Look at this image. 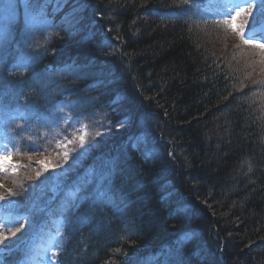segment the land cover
<instances>
[{
    "label": "trees",
    "instance_id": "trees-1",
    "mask_svg": "<svg viewBox=\"0 0 264 264\" xmlns=\"http://www.w3.org/2000/svg\"><path fill=\"white\" fill-rule=\"evenodd\" d=\"M74 1L79 7L64 18L53 13L37 67L67 65L59 94L129 120L161 158L125 151L117 161L123 189L109 179L112 206L102 215L87 211L84 233L93 246L76 264H129L191 234L178 248L180 264H264L262 78L212 55L194 21L172 18L183 0ZM115 77L121 85L110 95Z\"/></svg>",
    "mask_w": 264,
    "mask_h": 264
},
{
    "label": "rangeland",
    "instance_id": "rangeland-1",
    "mask_svg": "<svg viewBox=\"0 0 264 264\" xmlns=\"http://www.w3.org/2000/svg\"><path fill=\"white\" fill-rule=\"evenodd\" d=\"M26 5H28V0L25 1ZM68 2H70L68 6ZM47 4L48 11H54V12H60L62 11V16L60 18H64V13L70 11V7L77 6L79 7V4H77L74 0H32L30 1V4L28 5V8L26 10L25 17L29 16V12L34 15H39V7H43V5ZM73 11V10H72ZM16 9L8 8L5 11V14L11 15L13 14L15 20L17 21V15H16ZM47 13V11H46ZM200 31L203 37V41L207 44V48H209L210 53L214 55L215 57H222L226 61H235L237 64L244 69L245 72H248L251 74V76H254L257 79L262 78V71L264 70V56H261L259 53L253 50H249L250 48L246 45L242 44L240 42V37L237 35V33H231L227 32L219 33L218 30L212 31L206 27L199 26ZM9 38V35L7 33H2L0 35L1 42L6 41ZM239 38V39H238ZM33 41H36L34 37H26L25 44H29ZM45 43L48 44V37L45 38ZM222 45H225L227 48L222 49ZM27 56H37L42 57L47 51V49H42L40 43H36V50H33L31 48H24ZM40 51V52H38ZM21 62V60H19ZM58 66H55L57 70L54 73L55 77H61L62 75H71L70 72L67 71L66 68H62L63 66H60V64H57ZM252 68V69H250ZM106 77L108 75L106 74ZM115 82L121 85V79L119 77H115L111 83L113 84V88H110V95L112 92H115L114 89L118 88L119 86ZM110 83V84H111ZM117 94V92H116ZM116 100H120L121 95H116ZM123 98V97H122ZM70 102V101H69ZM67 107L66 109H64ZM55 115H59V119L56 120L53 123L52 127V143H53V152L43 151L41 153L34 152L33 153V161L30 160V158L26 157V161L28 162L29 166H34V170L40 171L41 173H48L50 169L46 168L44 165H42L40 162H46V163H53L54 161L58 160L60 161L62 158V155H64V152H67V158L64 157V160L69 161V158L72 157L74 161H79V159H83L85 155L93 152L96 150L95 144L98 145H104L106 146L109 142L112 140L119 142L123 138V134L125 132V129H127V126L121 123L113 124L111 119H109L108 116L102 115L100 112L90 115L93 116L92 118L88 116H77L73 112L69 110L68 105H62L59 104V106L56 107L54 110ZM76 117V119H75ZM113 118H117V114L113 116ZM217 120V119H216ZM97 133H99L97 135ZM81 135H84L85 137V144L83 147L79 145V137ZM69 141H73L72 143H69ZM147 142L140 143L139 146H132L130 150L137 155L144 154L146 156H156V160L154 162H161V158L158 154H155L157 152L153 147L148 148L146 147ZM178 146H180V143H178ZM117 161H121V159L125 160L127 159V154L124 150H119L114 152V155L112 156ZM152 157L146 158L145 160L142 159L145 163H149L152 160ZM160 158V159H159ZM196 154L194 158H192V161H195ZM176 160V159H174ZM70 162V161H69ZM153 162V163H154ZM178 164V170L177 173L181 175V173H185L187 170L186 163H183L182 158L177 160ZM176 163V161H175ZM181 163V164H180ZM64 164V163H60ZM144 165V164H143ZM179 165H182L180 168ZM109 163L104 165V168H108ZM143 167V166H142ZM141 167V169H142ZM21 171V170H20ZM52 171V170H51ZM122 171V170H121ZM67 172H64L63 175H66ZM50 174V173H49ZM177 176V175H175ZM38 178H44V174H41L38 176ZM157 179H159L157 177ZM37 182V179L35 181L29 180L28 181V189L31 188L35 183ZM128 194V193H127ZM130 194V193H129ZM34 207L36 209H34ZM39 205H33V210L30 212L31 216L36 217L37 214L43 212L45 209L43 208L40 210ZM191 237V235H190ZM192 240V239H191ZM180 264V262L178 263Z\"/></svg>",
    "mask_w": 264,
    "mask_h": 264
},
{
    "label": "snow or ice",
    "instance_id": "snow-or-ice-1",
    "mask_svg": "<svg viewBox=\"0 0 264 264\" xmlns=\"http://www.w3.org/2000/svg\"><path fill=\"white\" fill-rule=\"evenodd\" d=\"M183 3L184 4H189L190 0H183ZM27 7H28V5H26V8ZM256 7H257L256 0H247L246 7H241L240 5H236L235 9H234V14H232L231 12L226 14V18L223 19L222 23L227 25V27L231 31L237 32V34L240 36V38H241V40L243 41L244 44L250 45V46H253V47H257V48H260V49L264 50V43H260L255 35H253L252 37H247L246 36L243 24H241V25H234L233 24V21L236 19V17L240 16L241 13H243L246 16H251L252 10L254 8H256ZM260 7L262 9H264V3H261ZM29 18L30 19H35V17L31 15V13L29 14ZM220 22L221 21H218V23H220ZM109 31H111V29H109ZM260 39H264V37H261ZM98 134L99 133H97V135ZM72 142L73 141H69V143H72ZM84 144H85V137H84V135H81L79 137V145L81 147H83ZM8 155H11V153H8L7 149H5L4 152H0V171L6 170V169H15L17 167V165L9 162L6 159V156H8ZM67 155H68V153L64 152L65 158H67ZM40 163L42 165H44L45 167L47 166L46 162L41 161ZM0 199H3V197H0ZM3 227H4V225H0V228H3ZM9 231H10V229H9ZM16 231L19 232L20 228H17ZM12 235H15V232H13ZM7 239H8V237L3 235L2 232H0V241L7 240Z\"/></svg>",
    "mask_w": 264,
    "mask_h": 264
},
{
    "label": "bare ground",
    "instance_id": "bare-ground-1",
    "mask_svg": "<svg viewBox=\"0 0 264 264\" xmlns=\"http://www.w3.org/2000/svg\"><path fill=\"white\" fill-rule=\"evenodd\" d=\"M226 48L227 47L225 45H222V49H226ZM126 197L129 198L130 200H134L135 199V196H132L130 194H128ZM160 210H165V209L161 208ZM189 231H194V230H193V228H189ZM179 239H180V237H179ZM179 239H177V240H168V241L164 242V245H165V247H168L171 251H174L175 248H173V247L174 246H178L183 241V240H179Z\"/></svg>",
    "mask_w": 264,
    "mask_h": 264
}]
</instances>
